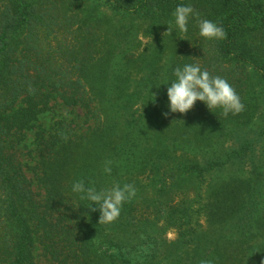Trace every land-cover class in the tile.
I'll return each instance as SVG.
<instances>
[{
	"label": "trees",
	"instance_id": "obj_1",
	"mask_svg": "<svg viewBox=\"0 0 264 264\" xmlns=\"http://www.w3.org/2000/svg\"><path fill=\"white\" fill-rule=\"evenodd\" d=\"M182 5L199 14L190 16L188 31L177 39L187 51L150 70L142 82L156 122L175 133L172 147L189 154L173 159L170 179L195 178L199 190L206 185L202 204L183 198L160 203L150 213L146 205L138 216L142 208L131 200L113 223L98 224L99 211H91L96 206L80 199L73 183L83 180L97 191L133 185L129 174L140 156L136 137L118 152L109 139L112 125L103 103L110 93L104 80L117 62L114 39L104 34L112 18L102 9L119 21L161 22L174 18ZM204 19L221 26L226 38H202L199 20ZM57 34L62 39L52 45ZM148 58L134 63L148 65ZM194 61L227 80L243 111L225 117L221 109L197 101L185 114L169 112L174 70ZM57 99L81 109L93 125L81 133L69 126L48 136L37 133L40 159L27 168L33 174L28 178L16 147ZM246 130L253 131L251 139ZM231 136L226 149L224 140ZM106 161L112 162L110 174L104 171ZM155 217L163 218L156 232ZM168 229L176 233L171 243L160 239ZM36 248L51 264H264V5L258 0H7L0 6V264H35Z\"/></svg>",
	"mask_w": 264,
	"mask_h": 264
},
{
	"label": "rangeland",
	"instance_id": "obj_2",
	"mask_svg": "<svg viewBox=\"0 0 264 264\" xmlns=\"http://www.w3.org/2000/svg\"><path fill=\"white\" fill-rule=\"evenodd\" d=\"M258 1L264 5V0ZM6 2L7 0H0V6L2 7ZM102 12L112 18L107 21L104 34L109 39H114L113 62H117L116 68L112 67L111 71L107 70L105 73L109 75L104 81L108 79L106 83L109 85L110 95L104 99L103 114L111 119L112 130L109 139L116 152L123 143H133V137L140 142L137 150L140 152L139 164L129 174L136 189V196L132 200L142 208L137 215H142L146 205H150L147 211L150 213L151 209L160 203L171 201L175 203L183 198L194 201L196 206L202 204L206 185L199 190L195 178L183 176L177 180L170 179V173L176 171L173 169L176 165L173 159H187L189 154L188 152L182 154L172 147L175 133L156 122L148 91L143 87L142 82L150 70L164 66L172 58L187 51L186 48L179 46L177 41L178 37L183 38V33L175 27L174 18L171 17L164 18L161 22L146 19L131 21L126 17L119 21L120 17L117 15L111 17L106 8H103ZM111 25L115 28L112 29ZM168 26L172 27L170 35L164 34ZM60 39L62 37L57 34L55 40L50 39V43L54 45ZM142 56H149V63L139 67L134 62L136 59L140 60ZM92 125L91 121H85L81 109L66 107L58 99L51 101L50 109L38 116L35 128L25 133L24 140L16 147L26 176L33 178L32 172L27 168L35 166L40 159V153L36 149L37 133L41 132L48 136L58 126H69L68 129H75L74 133H81ZM246 134L250 139L253 137V131L246 130ZM233 140L232 136L224 140V147L230 148ZM176 144L178 145L177 142ZM244 170L247 171L245 166ZM162 220L163 218L156 219V217L153 220L155 232ZM160 239L171 243L176 239V233L168 229ZM34 261L35 264H51L39 248L35 250Z\"/></svg>",
	"mask_w": 264,
	"mask_h": 264
},
{
	"label": "clouds",
	"instance_id": "obj_3",
	"mask_svg": "<svg viewBox=\"0 0 264 264\" xmlns=\"http://www.w3.org/2000/svg\"><path fill=\"white\" fill-rule=\"evenodd\" d=\"M198 13L188 6L176 7L173 16L175 27L181 32L188 31L187 25L190 16ZM172 27L164 34H171ZM199 35L205 40H223L226 33L221 26L204 19L199 20ZM175 81L167 88L168 109L170 113L185 114L194 107L195 102L200 101L210 109L219 108L226 117L229 113L236 115L244 109L239 95L227 80L212 76L207 70H201L199 64H186L181 69L175 68ZM167 117L168 113L164 114ZM111 161L105 162L104 171L111 173ZM72 191L81 194L80 199H87L91 205V211H99L98 224H110L120 216L121 208L125 202H130L136 196V189L132 184H114L110 189L97 191L94 187L86 186L83 180L73 183ZM98 205V207H97ZM201 264H211L210 261H202Z\"/></svg>",
	"mask_w": 264,
	"mask_h": 264
}]
</instances>
